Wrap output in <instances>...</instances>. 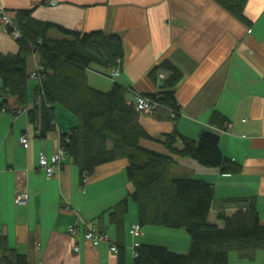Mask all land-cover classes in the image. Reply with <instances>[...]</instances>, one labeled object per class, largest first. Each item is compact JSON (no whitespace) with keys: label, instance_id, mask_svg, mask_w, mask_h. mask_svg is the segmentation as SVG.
<instances>
[{"label":"crops","instance_id":"obj_1","mask_svg":"<svg viewBox=\"0 0 264 264\" xmlns=\"http://www.w3.org/2000/svg\"><path fill=\"white\" fill-rule=\"evenodd\" d=\"M46 1L0 0V10L11 19L17 11H30L36 21L121 38L124 58L119 76L112 80L108 76L111 71L106 75L94 67L87 72L91 88L107 92L117 84L125 90L126 101L133 104L136 94L150 97L159 92L161 83H154L149 73L162 62L182 73L174 88L178 120L172 122L159 112L138 114L139 124L152 139L141 141L140 146L169 155L161 144L166 135H178L176 147H180L179 137L197 140L202 132L217 136L221 154L241 167L240 174L222 175L218 169L202 167L193 160L177 159L171 175H186L213 187L210 224L223 228L217 215L232 217L245 204L229 201L246 200L255 204L264 226V0L246 1L248 24L236 20L213 0H56L55 7ZM48 38L66 37L52 30ZM17 51L16 41L0 24V53ZM37 69V58L32 56L27 71ZM37 86L34 79L28 81L26 107L21 109L15 98H8L7 111L0 113V238L24 255L28 264H118V245L130 264L134 249L151 240L146 228L140 237L130 236V229L137 224L132 203L122 232L109 222V211L131 191L125 177L127 161L97 168L83 187L78 169L68 161L53 179L46 180L38 170L39 153L47 157L55 153L59 134L76 127L77 119L58 107L56 133L37 139L26 113ZM214 115L226 119L223 128L213 124ZM23 135L28 140L26 148L19 143ZM20 195L27 197V205L14 203ZM70 225L78 229L74 239L67 236ZM86 228L107 234L117 252H110L108 244L92 247L84 242ZM177 232L154 231L170 242L182 239L180 246L172 242L165 247L183 255L189 249V238ZM229 264H264V247L246 251L242 258L237 253L229 257Z\"/></svg>","mask_w":264,"mask_h":264},{"label":"trees","instance_id":"obj_2","mask_svg":"<svg viewBox=\"0 0 264 264\" xmlns=\"http://www.w3.org/2000/svg\"><path fill=\"white\" fill-rule=\"evenodd\" d=\"M213 1L236 20L249 23L244 15L247 0ZM12 23L19 33L14 39L18 51L0 53V113L7 111L8 98H15L19 108L26 107L27 83L34 79L38 86L26 113L37 139L45 140L56 133V108L77 119L76 127L59 134L58 148L63 151L65 161L78 169L81 187L97 168L118 160L127 161L125 177L131 191L109 211V222L117 232H122L132 203L137 212L136 225L141 230L146 227L183 230L189 238V249L183 255L163 246L140 244L134 249L130 264H229L232 252L242 258L246 251L264 247V226L253 202L229 201L245 205L230 218L217 215L224 224L218 228L208 222L213 187L186 175H171L170 168L177 159L193 160L202 167L218 169L222 175L240 174L241 167L221 154L217 136L202 132L197 140L179 137L180 147H176L178 135L174 133L166 135L161 142L169 155L145 149L140 142L152 139L139 124L134 105L126 101L125 90L114 84L109 91L100 92L88 85L87 72L92 68L105 73L120 68L124 50L118 35L70 31L36 21L30 11H17ZM52 30L66 38L49 39ZM11 32L7 30L8 34ZM32 56L37 58L38 70L28 73L27 62ZM161 73L167 74L163 80H159ZM149 78L161 83L159 92L150 96L160 105L152 113H163L176 122L179 107L174 88L182 73L169 62H162L152 69ZM212 121L219 128L226 124V119L219 115H214ZM123 250L118 245V264H126ZM0 264L28 262L24 255L8 247L5 238H0Z\"/></svg>","mask_w":264,"mask_h":264},{"label":"built area","instance_id":"obj_3","mask_svg":"<svg viewBox=\"0 0 264 264\" xmlns=\"http://www.w3.org/2000/svg\"><path fill=\"white\" fill-rule=\"evenodd\" d=\"M47 4L51 7H55L57 5L56 0H47ZM0 24L6 29V32L8 29H11V33L8 34L11 38L17 39L19 37V33L14 27L12 23V19L9 17L8 14H6L4 11L0 10ZM38 70V69H37ZM36 70V71H37ZM35 71V72H36ZM119 76L118 70H112L111 71V78L115 79ZM32 77H35V73L32 74ZM160 79H163V75H159ZM133 105L135 108V111L139 114H149L153 111L160 108V105L152 100L150 97H146L143 95L136 94L134 96ZM171 114V112H170ZM173 117V115H170ZM20 145L23 147H27L28 140L25 135H23L19 140ZM65 161V155L61 149H57L55 153H53L51 156L47 157L45 153L40 152L38 155V170L41 171L43 176L46 178V180L53 179L57 172L59 171L60 167L62 166L63 162ZM27 197L25 195H20L16 197L14 203L18 206H25L27 205ZM67 236L70 239H74L78 235V229L75 225H70L67 228ZM129 234L133 238H138L142 235L141 228L139 225H134L129 231ZM83 240L84 242L88 243L92 247H98L103 244L109 245V250L112 253L117 252V248L114 244H112L110 237L102 232H99L95 229H88L86 228L83 233ZM73 251L77 253L79 251L78 246L75 245L73 247ZM133 256H135V253L133 252Z\"/></svg>","mask_w":264,"mask_h":264},{"label":"rangeland","instance_id":"obj_4","mask_svg":"<svg viewBox=\"0 0 264 264\" xmlns=\"http://www.w3.org/2000/svg\"><path fill=\"white\" fill-rule=\"evenodd\" d=\"M146 229H148V240H151V241H148V242H151L150 244L151 245H154V246H163L165 247L166 244H169L170 246L173 245L172 242H175L177 243V246H180L182 245V239H175V241H167V239H164L161 235H158V234H155L154 231H164V232H167V233H178L177 231H181L180 233H184L185 232L183 230H167V229H161V228H155V227H146ZM182 234V235H184ZM139 240V239H136V241ZM237 255L236 252H232L230 253L229 257H235ZM134 257V256H133Z\"/></svg>","mask_w":264,"mask_h":264}]
</instances>
